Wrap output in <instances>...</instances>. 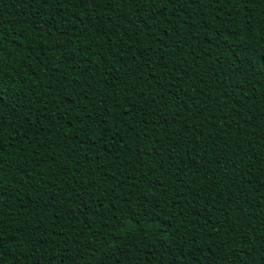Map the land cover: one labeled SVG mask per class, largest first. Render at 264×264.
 I'll return each instance as SVG.
<instances>
[{
    "label": "trees",
    "instance_id": "trees-1",
    "mask_svg": "<svg viewBox=\"0 0 264 264\" xmlns=\"http://www.w3.org/2000/svg\"><path fill=\"white\" fill-rule=\"evenodd\" d=\"M0 264H264V0H0Z\"/></svg>",
    "mask_w": 264,
    "mask_h": 264
},
{
    "label": "snow or ice",
    "instance_id": "snow-or-ice-1",
    "mask_svg": "<svg viewBox=\"0 0 264 264\" xmlns=\"http://www.w3.org/2000/svg\"><path fill=\"white\" fill-rule=\"evenodd\" d=\"M77 131H82V129H79V130H77ZM146 214V213H145Z\"/></svg>",
    "mask_w": 264,
    "mask_h": 264
}]
</instances>
